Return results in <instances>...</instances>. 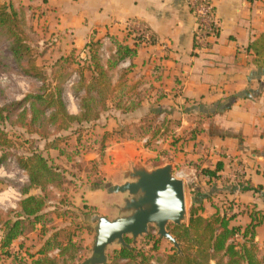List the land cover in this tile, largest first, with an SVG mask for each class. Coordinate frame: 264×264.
I'll return each mask as SVG.
<instances>
[{"label": "crops", "instance_id": "1", "mask_svg": "<svg viewBox=\"0 0 264 264\" xmlns=\"http://www.w3.org/2000/svg\"><path fill=\"white\" fill-rule=\"evenodd\" d=\"M0 1L12 3L24 19L28 42L54 60L84 58L85 45L99 39L109 57L116 51L114 40L132 47L124 32L127 20H140L151 31V44L138 45L132 58L109 72L112 102L92 124L104 121L105 148L102 154H86L84 161H94L97 169L99 162L104 183H123L135 161L145 167L151 162L153 168L171 164L184 182V194L189 185V206L193 200L201 202L203 217L231 203L232 224L244 227L250 223L248 212L264 210V70L247 51L264 33V0H216L219 29L199 52L194 50V19L186 0ZM71 88L63 98L70 103L68 113L77 115L79 100ZM118 101L138 106L124 113L115 108ZM152 121L165 123L167 131L153 141L155 146H146ZM110 122L114 125L108 129ZM126 122L135 124L137 136H124L120 128ZM217 165V178L205 174ZM118 196L113 198L122 202L123 195ZM87 205L97 213L95 205ZM254 243L264 264V223L255 228Z\"/></svg>", "mask_w": 264, "mask_h": 264}, {"label": "trees", "instance_id": "2", "mask_svg": "<svg viewBox=\"0 0 264 264\" xmlns=\"http://www.w3.org/2000/svg\"><path fill=\"white\" fill-rule=\"evenodd\" d=\"M23 29L24 19L12 3L0 1V30L10 43L9 51L16 66L24 76L40 84L36 91L25 95L20 101L0 107V167L13 158L27 177L19 187L21 198L17 207L0 210V257L4 261L9 260V264H77L82 247L69 233L74 223L71 221L63 228L55 227L52 217L54 215L56 219H61L73 206L68 199L67 203L64 201L66 185L70 180L66 170L56 165L49 153L55 150L62 155L61 143L65 140L61 134L73 135L75 141H80L84 130L89 132L92 124L107 111L113 91L109 72L118 63L132 58L139 44L137 38L133 40L132 47L112 41L116 51L105 64L99 57L101 39L85 45L84 58L71 55L57 59V63H65L68 59L77 63L75 72L78 79L71 90L79 100V113L71 115L63 98L67 80L60 76H49L44 68L33 63V50ZM247 51L252 56V63L264 70V33L249 45ZM84 72L90 74L88 79ZM114 106L126 113L138 105L121 106L118 101ZM150 123L146 131L151 133V137L145 141L146 146L166 135L167 131L165 123ZM152 125L156 128H151ZM46 127L53 129L59 139H45ZM21 133L37 135L43 146L30 145L27 155L18 154L16 146ZM15 135L16 141L13 139ZM103 142L104 136L98 143L88 145L84 155L90 152L102 154L105 148ZM86 164L91 165L95 178L92 180L88 172L85 182L91 189L103 185L104 178L96 163L89 161ZM159 166L162 164L158 163L154 168ZM219 170L220 165H217L212 171L205 170V174L217 178ZM77 178L82 180L81 177ZM230 209L231 203L222 210L217 208L210 217H203L201 202L193 200L187 210V222L181 226L169 225L179 249L170 245L169 251L162 253L160 238L151 233L137 241L125 236V245H117L107 251L105 264H262L254 237L255 228L264 223V210L252 209L248 212L250 223L241 227L232 224L234 215L228 213ZM80 210L82 215L95 214V209L85 201ZM33 232L41 239L38 247H29L24 242L14 244L18 238H26Z\"/></svg>", "mask_w": 264, "mask_h": 264}, {"label": "rangeland", "instance_id": "3", "mask_svg": "<svg viewBox=\"0 0 264 264\" xmlns=\"http://www.w3.org/2000/svg\"><path fill=\"white\" fill-rule=\"evenodd\" d=\"M30 28L29 30H31ZM23 30H25V27ZM25 35L26 39L28 40V34ZM9 44V41L0 30V107H3L13 102L20 101L25 95L36 91L40 86L39 82H37L35 79L26 77L19 71L16 66L15 60L9 51ZM29 45L32 47L33 50V63H35V65L38 67L44 68L46 70V73L48 75L50 74L49 76H55L56 78L60 76V78H62L63 80L66 79L67 81L71 79V77H73L74 75L75 77H77V74L75 72L77 71V63H72V60L70 59H68V61H66L65 63H57V60H54L55 58L52 56V54L49 55L47 50H44V48L41 49L38 46H34L31 44ZM72 59L75 62L74 58ZM100 59L102 61L108 60L105 57H100ZM51 72H54L53 75H51ZM77 79L78 78H75L76 81ZM64 87L65 91L70 90V87ZM64 101L67 106H70V103L68 102L66 97H64ZM103 123V120L99 121V123L96 124L95 127L93 126L89 128V132L84 130L83 134H81V138L79 139L80 141L78 142L75 141V136L73 135L70 136L67 133L61 134V138L63 137V140H65V142L61 143V149L63 154L58 155L59 153L55 150H52L49 153V157L51 158V160H53L56 165L66 170L68 179L70 180V183L66 185L64 201L67 203L69 200L68 203H72L73 206H70V210L64 213V216H61V219H56L54 215H52V217L54 218L53 225L55 227L63 228L69 225L71 221L74 223L69 233L76 240L77 244L81 245L82 247L77 264H84L88 261L90 257H92V247L95 239L96 223L91 222V217L93 215L81 214L82 211L80 209L84 201L85 203H89L90 205L96 206L97 213H95L94 215L105 217L108 220H113L122 215V213L118 210V207L122 205V202H119L117 198H113L115 196L119 197L118 195L121 194H110L103 190L94 193H89V190L93 189H91V187L85 182L86 173H90L92 180L95 178V174L93 173V170H91V165L86 164V162H83L85 159L87 160V158H85L86 155H84V151L88 147V145H91L94 142L98 143L101 140V137H103L104 135ZM113 125V122H110L108 129H110ZM134 125L135 124L133 123L129 124L126 122L123 124V126H121L122 128H120V130H124L125 137L137 136V128ZM145 125H147V123ZM6 129L8 131V127H6ZM18 131L21 132L20 130ZM44 133L45 139H59L57 138V134L53 129L49 130V128L46 127ZM16 136L17 135H15V138L11 136V139L13 138L14 141H16ZM18 139L20 140V142L17 143L16 148L18 149L17 153L20 155H27L28 150L30 149V145L34 147L43 146V143H39V141L41 140L37 135L22 134V136H20V138ZM37 143H39L38 146ZM151 144L152 146H155L153 142ZM82 154L84 156H82ZM10 161V163H7L3 166V168L0 169V210L2 211H7L16 207V204L20 199V197H17L19 187L27 180L25 173L18 168L15 160L11 158ZM137 162L140 161H135L132 163V165ZM153 165V163L147 162L148 167L145 168L150 170L154 169L152 167ZM100 166L101 165H99L98 162V171H100ZM131 166L128 170L131 169ZM173 174L176 178H178L175 175L174 171ZM77 177H81L82 180H78ZM103 181L105 182V179ZM122 197H126V195L124 194ZM185 200L186 207L188 208L190 201V192L188 184L185 185ZM59 212L62 213V211ZM167 230H169V226L167 227ZM148 233L157 236L156 228L154 227L149 228ZM142 237L143 236L139 237L138 239ZM40 240L41 239L39 236H37V233L33 232L29 234V236L25 238L23 242L29 247L32 245L38 247ZM159 244L160 251L162 253L169 251V247L171 244L165 239L160 238ZM116 247L117 243L112 244L106 249V253L107 251H110L111 249ZM0 264H8V261L6 262L0 257Z\"/></svg>", "mask_w": 264, "mask_h": 264}, {"label": "water", "instance_id": "4", "mask_svg": "<svg viewBox=\"0 0 264 264\" xmlns=\"http://www.w3.org/2000/svg\"><path fill=\"white\" fill-rule=\"evenodd\" d=\"M110 194L126 195L118 210L120 217L108 220L93 215L96 223L92 257L84 264H105L106 249L114 243L125 245L124 237L133 241L148 234L149 226L156 228L159 238L179 249L176 238L167 227L181 226L187 219L184 182L173 174L171 164L147 169L140 162L124 174L120 185L104 183L98 187Z\"/></svg>", "mask_w": 264, "mask_h": 264}, {"label": "built area", "instance_id": "5", "mask_svg": "<svg viewBox=\"0 0 264 264\" xmlns=\"http://www.w3.org/2000/svg\"><path fill=\"white\" fill-rule=\"evenodd\" d=\"M215 1L216 0H186L187 6L194 19L193 41L194 50L196 52L207 49L210 43L216 38L219 23L215 12ZM124 32L132 41L137 38L139 45L150 44L154 41L151 31L147 25L140 20L133 19L125 21ZM99 57L109 58L105 44H102L99 48ZM75 78H77L75 75L71 77V79L66 81L65 86L71 88L76 82ZM10 162L11 161L9 160L8 163ZM1 168H3V166L0 167V169ZM241 173L242 172L240 171V174ZM17 197L21 198L19 191L17 193Z\"/></svg>", "mask_w": 264, "mask_h": 264}]
</instances>
